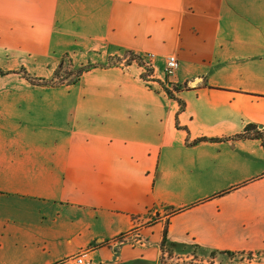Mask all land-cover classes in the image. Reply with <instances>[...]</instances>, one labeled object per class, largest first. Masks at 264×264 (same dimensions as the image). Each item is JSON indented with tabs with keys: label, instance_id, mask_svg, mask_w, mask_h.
<instances>
[{
	"label": "crops",
	"instance_id": "0c3cea01",
	"mask_svg": "<svg viewBox=\"0 0 264 264\" xmlns=\"http://www.w3.org/2000/svg\"><path fill=\"white\" fill-rule=\"evenodd\" d=\"M148 53L176 99L134 69ZM67 54L129 66L25 77ZM0 70V264L264 253V145L238 137L264 127V0H0Z\"/></svg>",
	"mask_w": 264,
	"mask_h": 264
},
{
	"label": "rangeland",
	"instance_id": "374dc122",
	"mask_svg": "<svg viewBox=\"0 0 264 264\" xmlns=\"http://www.w3.org/2000/svg\"><path fill=\"white\" fill-rule=\"evenodd\" d=\"M64 60H62L61 62V67L60 65L55 69L54 73L49 77V78H45V77H35L32 76L30 74L25 73V77L27 78V80L30 83H33L34 85L37 86H43V87H49V88H59V87H63V86H67L68 82L75 80L81 69H85L87 71H84L81 77L87 73L89 70H91L92 68H94L95 66L98 67H107L108 65H118L121 68H127L129 65L127 64L128 59L127 58V54L122 55L120 59H108V58H104L101 60H96L93 61L94 64H91L90 62H87L86 64L83 61H80L77 58H71L70 55H65L63 56ZM126 59V60H125ZM136 63L138 66H134L135 70L138 69V73H141V77L144 81H146V84L150 87V89L152 90H156V91H165L167 93V95L171 98L174 97V99H176L175 94H177V92L181 89L179 87H177L175 84H172L170 82H165V83H160L156 78L153 77L154 75V68L145 65V63L143 62H139V60L135 59ZM144 61V59H143ZM145 62V61H144ZM135 63V62H134ZM60 67V69H58ZM1 71V70H0ZM3 74L0 75H6L8 73H5L3 71H1ZM164 75H165V80L170 79V77L166 74L165 72V68H164ZM80 79L78 81H80ZM78 88V87H77ZM173 95L171 96L170 95ZM180 104L181 101H178ZM253 254V253H252ZM237 258V260L235 261H230V260H226V258L221 257L219 254L213 255V256H209L207 257L206 261L203 262L202 257H198V261L202 262L203 264H217V263H223V262H258V261H264V253H255L254 255H238L232 258L235 259ZM215 260V261H214ZM163 262L165 264H199V262H194V260L191 261H187V260H181L179 259V257H170L169 254L166 252L165 256L163 258Z\"/></svg>",
	"mask_w": 264,
	"mask_h": 264
},
{
	"label": "built area",
	"instance_id": "2783aa9c",
	"mask_svg": "<svg viewBox=\"0 0 264 264\" xmlns=\"http://www.w3.org/2000/svg\"><path fill=\"white\" fill-rule=\"evenodd\" d=\"M139 62L145 63V65L154 68V62L156 55L153 53H148L143 56L136 57ZM144 59V61H143ZM179 69V61L175 55H170L166 59L165 72L171 78L173 77ZM91 249H82L76 254H73L65 259L60 260L56 264H95L91 257Z\"/></svg>",
	"mask_w": 264,
	"mask_h": 264
},
{
	"label": "trees",
	"instance_id": "16d2710c",
	"mask_svg": "<svg viewBox=\"0 0 264 264\" xmlns=\"http://www.w3.org/2000/svg\"><path fill=\"white\" fill-rule=\"evenodd\" d=\"M61 67V65H60ZM60 67L58 69H60ZM84 71H87L85 69H81L80 72H79V75L78 77L75 79V80H72L70 82H68V85H71V84H75L78 82V80L80 79V76L81 74L84 72ZM0 74H3L1 71H0ZM171 95V93H170ZM173 96V95H171ZM183 106V104H182ZM239 138H242V139H258V140H261L263 145H264V127L262 128H259L258 125H255V124H249L245 127L244 131L242 132V134H240L238 136ZM171 245H167V241L166 239H164L163 243H162V250H163V253L165 254L166 253V249L167 247H170ZM169 249V248H168ZM167 249V250H168ZM218 254L217 252H212L211 253V256L213 255H216ZM228 255H233L232 253H227ZM164 258V257H163Z\"/></svg>",
	"mask_w": 264,
	"mask_h": 264
}]
</instances>
